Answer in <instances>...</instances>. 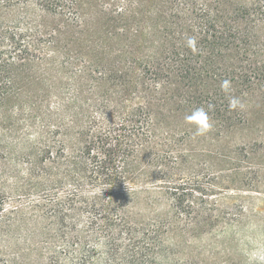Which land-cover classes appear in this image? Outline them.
I'll list each match as a JSON object with an SVG mask.
<instances>
[{"label":"trees","instance_id":"trees-1","mask_svg":"<svg viewBox=\"0 0 264 264\" xmlns=\"http://www.w3.org/2000/svg\"><path fill=\"white\" fill-rule=\"evenodd\" d=\"M253 80L264 0H0V264H168L243 227Z\"/></svg>","mask_w":264,"mask_h":264},{"label":"rangeland","instance_id":"rangeland-1","mask_svg":"<svg viewBox=\"0 0 264 264\" xmlns=\"http://www.w3.org/2000/svg\"><path fill=\"white\" fill-rule=\"evenodd\" d=\"M252 84V88L245 89L240 96L247 123L229 133L227 140L236 138L238 144L251 147L249 159L260 167L255 178L261 181L259 191L255 188L243 192L246 202L254 208V214L243 227L230 229L226 235L216 230L191 238L192 242L185 241L186 236L180 235V244L175 249L177 258L168 264H189L191 260V264H264V81L253 80ZM238 197L240 195L229 198L227 202H236ZM88 221V218H83L81 223L86 225ZM84 236L86 242L102 248L103 234L92 236L88 232ZM227 236H230L229 240ZM167 249L170 251V247Z\"/></svg>","mask_w":264,"mask_h":264}]
</instances>
